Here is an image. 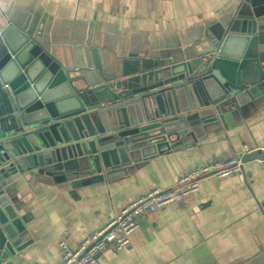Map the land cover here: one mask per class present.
<instances>
[{
	"label": "crops",
	"instance_id": "0c3cea01",
	"mask_svg": "<svg viewBox=\"0 0 264 264\" xmlns=\"http://www.w3.org/2000/svg\"><path fill=\"white\" fill-rule=\"evenodd\" d=\"M0 0V32L12 22L64 65L91 48L107 71L124 58L161 60L193 53L260 0ZM260 8V7H259ZM258 8V9H259ZM261 9V8H260ZM5 50L0 36V56ZM170 55V56H169ZM135 58V57H131ZM264 68V61L261 62ZM238 96V89H231ZM220 126L181 146L142 158L125 173L72 188L30 178L16 184L29 241L13 264H58L60 233L70 245L104 224L128 200L167 189L208 158L241 155L242 172L201 178L198 191L137 217L123 249H106L98 264H264V168L254 160L264 144V86L230 105ZM248 152L243 151L244 146ZM249 156V158H247Z\"/></svg>",
	"mask_w": 264,
	"mask_h": 264
},
{
	"label": "water",
	"instance_id": "95a60500",
	"mask_svg": "<svg viewBox=\"0 0 264 264\" xmlns=\"http://www.w3.org/2000/svg\"><path fill=\"white\" fill-rule=\"evenodd\" d=\"M260 1L261 9L239 13L191 54H133L113 71L99 65L95 48L92 65L85 52L64 65L7 23L0 32V264H13L29 243L21 239L20 178L72 188L110 179L220 126L230 105L264 86Z\"/></svg>",
	"mask_w": 264,
	"mask_h": 264
},
{
	"label": "built area",
	"instance_id": "2783aa9c",
	"mask_svg": "<svg viewBox=\"0 0 264 264\" xmlns=\"http://www.w3.org/2000/svg\"><path fill=\"white\" fill-rule=\"evenodd\" d=\"M171 1V0H161ZM248 152V147H243ZM254 160L264 168V144L256 150ZM241 155L226 160L208 158L201 164L189 167L181 172L174 184L167 188H152L134 199L125 202L120 210L108 221L83 235L78 243L70 245L67 230L60 233L58 264H98V256L106 249L120 250L130 244L131 235L138 228L137 217L144 213L162 209L198 191L201 178L223 179L242 172Z\"/></svg>",
	"mask_w": 264,
	"mask_h": 264
}]
</instances>
